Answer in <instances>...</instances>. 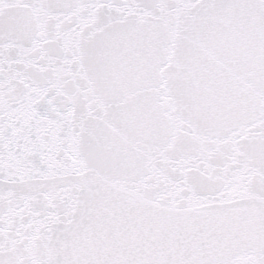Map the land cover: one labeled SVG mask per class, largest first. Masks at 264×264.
Here are the masks:
<instances>
[{
	"label": "snow or ice",
	"instance_id": "obj_1",
	"mask_svg": "<svg viewBox=\"0 0 264 264\" xmlns=\"http://www.w3.org/2000/svg\"><path fill=\"white\" fill-rule=\"evenodd\" d=\"M0 264H264V0H0Z\"/></svg>",
	"mask_w": 264,
	"mask_h": 264
}]
</instances>
